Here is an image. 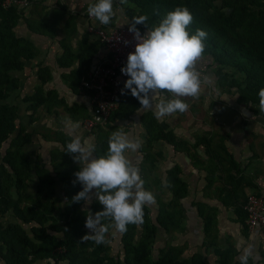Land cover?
Instances as JSON below:
<instances>
[{
  "label": "rangeland",
  "instance_id": "rangeland-1",
  "mask_svg": "<svg viewBox=\"0 0 264 264\" xmlns=\"http://www.w3.org/2000/svg\"><path fill=\"white\" fill-rule=\"evenodd\" d=\"M95 2L96 0H30L28 7L19 9L34 27L38 22H42L47 26V31L52 34L43 35L49 34L46 31L43 34H35L27 30L22 20L18 23L15 28L16 35L30 40L36 55L32 61L24 64L22 71L11 73L19 80V88L11 92L4 102H1L18 108L16 129L11 138L18 133L23 138L28 136V143L21 148V152L27 157L32 170L30 181L25 180L23 183L26 188L7 187V192L2 193L3 196L16 201L19 209L27 213L25 215L27 223H23L24 220L17 217L14 209H9L4 216H10L11 224L21 226L33 241L37 244L41 243L40 248L43 255L34 264L54 263L59 256L69 252L66 244L71 239L75 245V253L79 254L80 258L96 257V260H103V264L115 262L122 264L125 256L121 242L123 233L116 231L108 218L101 220V227L106 230L107 243L97 245L90 238L82 239L86 234H91V230L85 227L87 215L94 216L103 210V206L98 203L95 196L91 204L71 203L70 188L75 180L74 173L79 171L80 166L74 161L72 155L66 153V144L72 138L70 129L66 127V121L69 119L79 123V127L73 134L87 139L95 146V157L106 154L108 139L117 130L125 133L132 142L139 145L135 150H129L127 156L139 168L144 180V188L154 194L155 202L144 206L142 224H131L134 230L130 243L137 245L144 241L146 238L143 236L150 233L147 228L154 226L156 230L151 232L152 237L146 241V252L151 263L160 261L165 256L171 259V263L176 264H241V257H246V264H264V244L257 238L250 239L249 233L242 225L240 210H237L241 208L240 204L243 200L235 207H231L232 209L229 208V211L224 210V198H220L221 205L212 203L210 198L206 200V197L191 202L195 195L192 191L194 187L188 184L187 178H183L182 172L179 177L187 187V194L184 198L175 201L170 198L171 195L166 187L159 188L160 182L164 186L166 171L173 168H167L168 150L171 154L172 152L173 154L188 153L189 150L192 151V146L189 147L186 139L176 136L175 143L178 150L160 140L152 139L148 144L142 122L143 118L151 116L156 124L166 131L187 125V120L193 121L194 118L202 119L213 115L226 116L234 121L231 124L233 132L240 128L244 138L248 142L252 141L253 159L250 160L249 165V161L244 160V164L247 166L245 169H252L253 174L248 176L251 177L255 187L258 186L261 189L264 188V110L256 105L237 104L235 92H228L219 85V67L212 62L207 53L203 52L194 65V70L199 74L201 81L200 93L198 97L183 98L184 102L189 105L187 111L158 117L154 109L143 111L138 109L131 115L113 119L100 130H95L90 134L85 133L81 128V118L77 114L80 113V111L77 112L80 108L77 105L79 103L76 97L78 94H73L70 89L72 85L70 73L65 76L66 80H64L67 90L59 86L61 92H58L57 86L51 85V82L55 80V78L52 80L50 73L52 60L48 59V62V56L45 55L40 58V48H42L41 43L43 44L44 38L61 41L64 37H72L85 32L81 19L82 14L87 12L90 3ZM127 9H135V13L139 11L127 0L124 3H121V0L119 2L113 0L115 15L111 23L121 20L123 26L129 25ZM159 22L153 25L156 26ZM78 28L81 29L79 32ZM43 46L45 48V44ZM61 60L58 59L57 63L62 67L65 61ZM49 92L56 93V100H61L63 104L54 105L53 101L49 112L44 106L34 108L35 101ZM164 96L166 99L173 98L169 93H165ZM66 108L72 112L70 113ZM197 125L198 128L191 123L195 133L206 127L204 123H197ZM201 139L194 140L201 143ZM194 140L190 141L194 142ZM9 141L10 139L2 147V155ZM199 145L195 144L193 148ZM53 156L58 157L57 161L53 159ZM146 156L148 160L145 159ZM52 161L57 166L56 171L50 165ZM35 171L45 174L47 180L52 182V196H48L47 199H42V196L38 199L39 197L35 195L39 185ZM16 181L19 182L14 180V183ZM220 182L222 186L224 183ZM0 184H2L1 179ZM198 187L202 192H210L212 188H202L199 183ZM218 188L214 189V193H217ZM46 190L48 191V188ZM67 209L72 210L68 213ZM167 212L171 217H166ZM36 216L37 221L32 219ZM161 220L164 221L163 224L167 229L161 228L159 224ZM167 221L170 226L166 223ZM59 264L69 263L66 260Z\"/></svg>",
  "mask_w": 264,
  "mask_h": 264
},
{
  "label": "trees",
  "instance_id": "trees-1",
  "mask_svg": "<svg viewBox=\"0 0 264 264\" xmlns=\"http://www.w3.org/2000/svg\"><path fill=\"white\" fill-rule=\"evenodd\" d=\"M120 0H118L119 2ZM132 3L136 9H127L126 15L131 22L134 18L146 15L148 17L145 24H138L136 27L144 34L148 29L154 27L153 23L160 21L168 12L173 11L176 7H187L193 15V22L189 25L188 30L194 34L196 29H202L207 32V38L204 41L205 50L212 62L219 67L218 77L219 85L228 92H235L236 103L242 105H259V90L264 88V0H127ZM30 2V0H28ZM23 21L28 31L35 34H43L47 31V26L42 22H38L36 27L32 22L22 14L18 8L11 7L3 9L0 7V219L7 213L9 209H14L18 218L27 223L25 215L27 213L19 209L18 203L2 193L7 192V187L26 188L23 186L25 180L30 181L32 170L28 164L27 157L21 152V148L28 143L27 137H21L17 134L11 138L16 129V119L18 117V108L14 105L2 104L8 95L19 88V80L12 76V72L22 71L26 62L32 61L35 57V48L30 40L17 36L15 28L20 21ZM42 29V30H41ZM49 34L43 35H52ZM85 35H88L87 33ZM84 38V54L74 55L67 54L62 60L65 62L62 66L70 67L71 63H78L77 70H72L69 74L72 85L71 92L78 94L79 80L85 72L83 68H87L92 62V58L98 53L101 47L99 41L89 45ZM61 60V61H62ZM56 93L49 92L45 96H40L35 101L33 107L44 106L49 112L53 105H62L61 100H56ZM141 107L139 101L133 97L128 90L127 94L121 97V104L115 111L110 120L119 119L135 113ZM70 113L72 112L66 108ZM82 108H79V112ZM80 116L81 113H77ZM143 124L146 130V141L148 144L154 141H164L173 149H176L175 136L172 130H163L156 124L151 116L143 118ZM98 128L97 130H100ZM10 139L4 155L1 154L2 147ZM201 139L200 142H205ZM198 144V142H197ZM178 150V149H176ZM58 157L53 159L57 161ZM148 160V156L145 157ZM52 169L57 166L52 161L50 163ZM56 171V170H55ZM13 174L15 177L13 178ZM38 175L39 185L36 191L38 197L47 199L52 196V182L47 180L45 174L35 171ZM181 169L177 166L166 171L165 183L160 182L159 188L166 187L170 198L180 200L187 194V187L179 175ZM18 180L19 182H15ZM162 186V187H161ZM48 188V191L46 190ZM82 190L79 183L72 184L70 192L72 197ZM7 197V198H6ZM40 197L38 199H40ZM78 205V203H75ZM163 209V206H162ZM72 209H67V212ZM243 212V211H242ZM241 213V211H240ZM37 215V214H35ZM24 216V218H23ZM42 216V215H39ZM43 217V216H42ZM166 217L171 215L167 212ZM242 225H244L245 215L240 216ZM36 218H32L37 221ZM159 221L161 228L167 229ZM168 225V221L166 222ZM170 226V225H169ZM154 226L147 228L150 233L155 231ZM134 227L129 224L127 231L123 233L121 242L125 251L122 264H176L171 263L169 257H163L162 260L151 263L147 252V240L152 237L153 233H146L143 237L146 239L137 245H132L130 240L133 236ZM0 258L5 264H34L36 260L41 259L43 251L40 244L33 241L17 224H10L7 227L0 225ZM69 252L59 256L58 260H54V264L68 260L69 264H103V260H96V257L80 258L75 253L74 242L69 240L66 244ZM30 258H32L30 260ZM112 264H121L115 262Z\"/></svg>",
  "mask_w": 264,
  "mask_h": 264
},
{
  "label": "clouds",
  "instance_id": "clouds-1",
  "mask_svg": "<svg viewBox=\"0 0 264 264\" xmlns=\"http://www.w3.org/2000/svg\"><path fill=\"white\" fill-rule=\"evenodd\" d=\"M87 12L101 24L108 25L115 15L113 0H96L89 4ZM147 19L143 15L131 22L129 31L137 43L121 68L122 74L128 77L121 94L130 90L139 101L141 111L154 109L158 117L183 113L189 107L183 98L198 97L200 93L201 81L194 65L205 50L204 41L208 34L202 29L190 34L188 27L193 22V15L186 6L168 12L158 25L142 35L136 26L146 25ZM165 93L173 98L166 99ZM258 95L260 109L264 110V88ZM66 127L72 137L66 144V153L72 155L80 166L74 173L73 184L82 186L71 203L91 204L95 196L103 206V210L94 216L87 215L85 227L91 230V234L82 239L90 238L97 245L105 244L106 230L101 227L102 218L110 219L111 226L124 233L129 224H142L144 206L155 202L154 194L144 188L139 168L127 156L129 150H135L139 145L117 130L108 139L106 154L95 157V146L73 134L79 123L69 119ZM241 264H246V257H241Z\"/></svg>",
  "mask_w": 264,
  "mask_h": 264
},
{
  "label": "crops",
  "instance_id": "crops-1",
  "mask_svg": "<svg viewBox=\"0 0 264 264\" xmlns=\"http://www.w3.org/2000/svg\"><path fill=\"white\" fill-rule=\"evenodd\" d=\"M18 9L21 10L22 8ZM81 19L83 20L82 23L85 27V32L88 35H85V32H83L81 34L73 35L72 37H64L61 41L53 38H44V40L42 41L43 44L41 43L42 48H40V58L43 57L42 55H45L48 56L47 61L48 59L52 60L50 62L52 63L50 73L52 76V80L53 78H55V80L51 82V85L55 84V86H57L56 89H59L58 92H61V89L67 90L64 83V80H66L65 76H67L68 73H70L72 70H77L79 65L75 62L71 63L69 68L66 66L61 67L60 65H58L57 60L62 59L66 52L68 55L84 54V52L82 51V48L85 47L83 37H85L89 45L98 41L93 35H90L87 32L88 21L84 17ZM121 23H123L121 20H115L112 21V23H109L107 26L112 27L115 25H122ZM80 30L78 28V32ZM44 44L45 48L43 46ZM105 56L106 51L101 46L98 50V53L92 58V62L88 64V67L86 69L83 68V72L85 73L80 78L79 84L82 79L86 78L92 67ZM59 86L61 87V89ZM76 97L79 100V103L77 105L82 108L80 110V118L82 120L84 116L90 113L91 103L88 94L80 92L79 86L78 95ZM232 122L234 121L226 118V116L213 115L205 116L202 119L194 118L193 121L187 120V125L184 124L182 125V127L179 126L178 128L174 127V129H172L174 136H176L177 138L180 137L186 139L189 147L192 146V151L189 150L188 153L181 152L174 154L172 152L171 154L169 153L171 151L168 150L169 163L167 168L175 166L180 167L183 178H187L188 184L191 187H194L192 191L195 195L194 197H192L191 202L195 199L202 200V198L206 197V200L210 198V201L212 203H218L221 205V203L219 202L220 198H224V210L229 211L230 209L235 207L237 203L243 200L240 204L241 208L238 209L236 207L238 211H241V215H243L244 213L242 212V206L245 203L246 196L250 193L264 191V188L259 189L258 186L255 187V184L251 180V177L248 176L253 174L252 169H245L247 166L244 164V160L249 161V165L251 164L250 160L253 159L254 146L252 144V141L248 142V140L244 138V134L241 133L240 128L233 132L231 126ZM191 123H194V125H196V128L199 127L197 123H204L206 127L201 131H196L198 133L197 134L194 132L195 129L193 130L194 126H191ZM196 138H203L206 139V141L198 143L200 144L199 147L197 146L193 148L195 144H197V142L194 140ZM190 140H194V142H191ZM220 181L224 183L222 186L220 184ZM198 183L202 188L212 187V190L210 189V192H202L198 187ZM216 187L220 188V192L218 188V190H216L217 193H214V189H216ZM11 223L12 221L10 216H4L0 219V225L2 227H7ZM244 228L249 233L251 240L257 238L262 241V236L258 231H249L246 227ZM1 244L2 243H0V246ZM0 264H5V262L1 258Z\"/></svg>",
  "mask_w": 264,
  "mask_h": 264
},
{
  "label": "built area",
  "instance_id": "built-area-1",
  "mask_svg": "<svg viewBox=\"0 0 264 264\" xmlns=\"http://www.w3.org/2000/svg\"><path fill=\"white\" fill-rule=\"evenodd\" d=\"M28 5V0H0L3 9L26 8ZM82 15L88 21L87 32L106 51V56L92 67L79 84L80 92L87 93L91 103L90 113L81 120L82 130L90 134L107 125L112 114L120 107L123 95L121 89L128 79L122 74L121 68L126 64L128 54L135 50L137 41L129 31L131 25L110 27L90 17L88 12ZM125 41L129 43L125 44ZM242 210L245 227L249 231H258L264 243V191L248 194Z\"/></svg>",
  "mask_w": 264,
  "mask_h": 264
}]
</instances>
